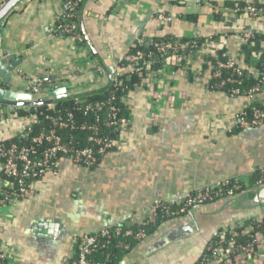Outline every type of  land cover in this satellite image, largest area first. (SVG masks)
<instances>
[{
	"label": "crops",
	"instance_id": "obj_1",
	"mask_svg": "<svg viewBox=\"0 0 264 264\" xmlns=\"http://www.w3.org/2000/svg\"><path fill=\"white\" fill-rule=\"evenodd\" d=\"M235 2L242 0H85L80 29L86 55L107 69H113L116 56L146 48L155 38L199 36L211 38L214 45L203 56L181 62L171 76L162 71L150 90L137 86L129 92L125 105L130 124L118 136L121 150L106 154L94 169L61 160L57 175L33 181L31 198L21 201L8 219L1 211L0 239L16 249L12 264H61L75 237L104 224L135 225L157 197L170 199L264 166V125L232 132L233 118L246 107L247 98L208 89V62L219 50L248 75L259 73L253 58L246 63L244 47L250 44L242 34L248 30L264 36V19L235 15L228 6ZM64 4L22 0L5 17L0 49L15 55L16 67L4 88L21 90L41 76L78 91L79 83L91 79L90 71L81 67L84 53L71 37L51 33ZM157 12L172 16V22L150 17ZM152 92L158 97L155 114ZM257 97L264 101V94ZM19 121L16 116L0 120V141L20 129ZM167 221L117 264H195L211 225L202 219L207 231L191 234L184 215ZM179 229L180 234L174 233Z\"/></svg>",
	"mask_w": 264,
	"mask_h": 264
},
{
	"label": "built area",
	"instance_id": "obj_2",
	"mask_svg": "<svg viewBox=\"0 0 264 264\" xmlns=\"http://www.w3.org/2000/svg\"><path fill=\"white\" fill-rule=\"evenodd\" d=\"M6 0H0V6ZM83 0H66L64 4V12L56 22L57 30L71 37L77 49L84 55L82 56V69H87L92 75L89 81L79 83L78 91H85L99 87L104 82V74L99 64L86 55L84 38L79 29V25L74 18L78 15V10ZM264 0H242L235 2L229 8L235 15H246L252 19H264ZM153 19L163 24L172 22L173 17L164 13L157 12L153 14ZM242 37L246 43L249 42L250 32L246 30ZM214 45L211 38L203 40L200 44L193 42L190 45L181 44L179 41L159 42L154 44L155 51L161 57L163 56L162 68L159 71L154 70L155 62L152 60V54H145L142 51H131L124 55L116 56L113 59V79L111 87L112 93L103 101L95 103H84L77 101L72 111H67L63 117H55L52 115L40 113L49 121L50 127L47 131L44 128L38 135L33 136L28 142L29 135L32 132V126L38 123L37 117L28 115L20 117L17 115L15 107H0V120H5L12 116H16L20 121V129L14 133L11 138H16L24 145L19 146L16 143H8L0 141V213L3 211V218L8 219L15 208L21 201L31 198V184L35 180L42 179L45 175H57L61 160H67L77 168L92 169L99 166L103 157L111 152L121 150V143L118 138L119 134L130 124V117L123 115L118 116V108L115 105L117 94L125 90L124 80L120 75L125 73H135L141 80L138 86L150 90L159 79L163 77L162 71L168 72L171 76L174 74V68L181 62L190 60L194 56H203L206 48ZM264 52V49L261 50ZM225 61L216 59V69L211 72V78L218 80V87L221 88L225 84H238L239 79L243 80L248 75L241 67L236 65L232 60L222 54ZM257 58L253 57V64L256 65ZM212 69V67H211ZM225 69L227 76L222 77L221 71ZM203 71H198V76H203ZM209 76V77H210ZM257 83L248 89L239 91L237 88L230 90L231 96H244L247 98V105L233 118L232 127L241 131L258 129L264 125V109L255 107L257 103L264 108V101L259 100L257 96L264 94V74L255 76ZM43 81L40 78L31 80V83L22 89L32 96H39L43 93L56 88L57 82ZM137 87V86H136ZM210 91H215L209 88ZM127 94H121V101L125 103ZM157 93H151L149 101L152 113L155 114L158 109ZM163 95V94H162ZM169 102L174 100L168 98ZM48 108V107H47ZM54 106H51L53 109ZM250 109V114L246 112ZM105 112L104 127L109 129L107 134L102 132L98 125L99 118L96 122L87 124L75 122L76 113L87 116L92 112ZM58 130L67 131H88L87 141L94 145L95 148L86 146L83 148H73L62 141V137L57 134ZM117 132V136L113 137L112 132ZM70 132V133H71ZM60 157L57 159V157ZM258 169L264 172L263 167L253 168L245 175L237 176L230 179H224L211 185L202 186L183 195L175 196L170 199L155 198L150 207L140 213V221L136 224L137 230L134 232L130 226L133 224H104L100 229L92 234L75 237L70 251L62 260L61 264H106L91 262L89 256L97 252L102 245L101 239H111L113 237L132 238L135 242L140 243L148 236L142 225L149 222L154 223L156 213H163L166 220L174 219L187 214L191 209L211 203L215 200L229 197L251 188L249 176ZM264 183L263 179L258 180L252 185V190ZM252 224L231 223L220 229L215 236L213 243L206 246L209 254H203L205 264H264V232L256 230L261 220L255 219ZM126 226V228H124ZM256 227V228H255ZM255 231V232H254ZM119 247L127 249L128 245L119 242ZM16 249L2 242L0 239V264H12L15 262ZM261 256V259L259 258ZM261 261V262H260Z\"/></svg>",
	"mask_w": 264,
	"mask_h": 264
},
{
	"label": "trees",
	"instance_id": "obj_3",
	"mask_svg": "<svg viewBox=\"0 0 264 264\" xmlns=\"http://www.w3.org/2000/svg\"><path fill=\"white\" fill-rule=\"evenodd\" d=\"M234 5V3L232 4H228L229 8H231ZM264 7V2L263 5ZM75 22L78 24V15L74 18ZM79 25V24H78ZM250 40H249V44L250 46H245L244 47V53H245V59H246V63H250L251 59L253 57L257 58V63L255 65V67L257 68V71L259 72L258 74H264V52H261V45L264 42V36L259 35V34H253L250 33ZM204 39H202L199 36H195L192 39H157L155 38L153 40V43L149 46H147L146 48L144 47H138L136 50L142 51L145 54H152V60L155 62V64L153 65L154 70L159 71L162 68V61H163V56L161 57L160 55L157 54V52L155 51L154 48V44L155 43H159V42H173V41H179L181 44H187L190 45L193 42H196L197 44H200ZM247 43V44H248ZM133 50V51H136ZM224 50H219L218 52V59L225 61V58H222V54H224ZM216 59H210L208 62V65L212 67L211 72H213L216 69ZM206 64H204L201 68L203 70L206 69V67L208 66ZM202 70V71H203ZM221 71V75L222 77L227 76V71L225 69L220 70ZM120 78L124 80V87L125 90L122 93H118L117 96V101H115V105L118 108V116H123L126 115L127 117L129 116V111L127 106L125 105V103L123 101H121V97L118 98L121 94L125 95L128 93L129 90H133L136 86L139 85L140 83V78L135 74V73H125L120 75ZM257 83V80L255 79V76H246V78L243 80V78L241 77L238 81V84H225L224 86H222L221 88L218 87L219 82L217 79L215 78H211L209 80L208 83V89L211 88L212 90L218 91V92H223L225 94L230 95V90L232 88H237L239 89L240 92H242L245 89L250 88L251 86H253L254 84ZM113 87L110 86V88L106 91H100V90H91L89 93H85L83 94L84 96L81 97L82 95H78L80 96L78 99L75 100H68V101H64V102H60L58 104L53 105L54 108L53 109H48L47 106H42V107H37V108H32V107H28V108H22V107H18L15 108L17 115L20 117H25L28 115H34L37 117L38 123L32 126V132L29 135V139L28 142L30 143V140L33 136H36L39 134V132H41V130L44 128V131H47L50 127V123L48 120H46L43 116L40 115V113H44V114H48V115H52L55 117H63L67 111H72V109L76 106V102H84V103H95V102H100L103 101L105 99H107L109 97V95L112 93ZM255 107H258L260 109H264L263 107L259 106V104L255 103L254 104ZM246 112L248 114H250V109H246ZM105 112L101 111V112H92L89 113L87 116H83L82 113H76L75 116V122L77 124H81L82 122H86L87 124H91V123H95L97 116L99 118V123L98 125L100 126L102 132H105L104 134H107V132L109 131V129L105 128L103 125V119L105 116ZM67 131V130H58L57 134L60 135L62 137V141H64V143L68 144L69 146L77 149V148H83L86 146L95 148L94 145L90 144L87 141V136L90 135V132L88 131ZM233 133H239L241 132L240 129L235 128L233 131ZM117 132H112L111 135L113 137L117 136ZM16 143L19 146L24 145L25 142L21 143L20 141H18L16 138H11L10 140L5 141V144L8 143ZM60 158L59 156L57 157V159ZM94 169V168H92ZM263 179L264 180V172L261 173L260 170L256 169L253 174L251 176H249V183L251 184V188L248 189V192H252V185L255 184V182H257L258 180ZM261 222H259V226L256 228V230H259L261 232H264V217L260 219ZM165 221H167L163 215V213L161 212H157L155 219H154V223H147L141 226L142 229L145 230L146 234L149 235L150 233H152L158 226H160L162 223H164ZM254 223L253 220H249L246 221L245 224L249 225ZM137 225H132L130 226V228L135 232L137 230ZM126 228V226L124 227ZM255 232V231H254ZM215 240V239H214ZM212 240L210 242L213 243ZM119 242H123L125 245H128L127 249H123L121 247L118 246ZM101 243L102 245L99 247V249L97 250V252H94L93 254H91L89 256V259L91 262H95V263H106V264H117L122 257H124L135 245H137L138 243L135 242L132 238H122V237H113L111 239H101ZM210 254V252H207V250L205 249L204 252L202 253V255L200 256V258L198 259V261L195 264H205V261L203 260V254Z\"/></svg>",
	"mask_w": 264,
	"mask_h": 264
},
{
	"label": "water",
	"instance_id": "obj_4",
	"mask_svg": "<svg viewBox=\"0 0 264 264\" xmlns=\"http://www.w3.org/2000/svg\"><path fill=\"white\" fill-rule=\"evenodd\" d=\"M22 0H6L0 6V40L2 38V33L6 25L5 17L12 11V9ZM66 2V0H64ZM194 1V0H188ZM85 6V0L81 3L78 10V24L79 29L82 25V11ZM153 14H150L152 17ZM84 41L86 42L85 34L83 30L80 29ZM51 33L58 35L59 37H65L63 32L57 30L56 22L51 27ZM15 55L10 50H1L0 49V106H11V107H22V108H37L42 106H51L58 104L60 102L75 100L80 96L83 97L85 93H89L91 90H100L106 91L110 88L113 79V69H107L103 65L99 66L102 69L104 74V82L101 86L94 89L85 90V91H68L67 87L61 83H56V88L43 93L39 96H32L21 90H9L4 88L5 84L10 82V70L16 67ZM42 60H44L42 58ZM43 68V63L39 66ZM43 81L54 82V80L42 78L41 76L37 77ZM255 130V129H253ZM185 219L189 221L190 225L185 229L191 234H203L202 231H207L208 227H205L204 223H201L202 219L206 222L211 231L206 235L205 238L208 243L215 238L218 231L223 227L231 223H245L249 220L261 219L264 217V183L260 186L255 187L252 192L242 191L237 194H234L229 197H224L218 200H215L211 203L202 205L191 209L187 214L184 215ZM171 220V219H170ZM168 223V221H166ZM166 223H163L165 225ZM182 232L181 229L174 231L177 235ZM148 237V236H147ZM146 237V238H147Z\"/></svg>",
	"mask_w": 264,
	"mask_h": 264
}]
</instances>
